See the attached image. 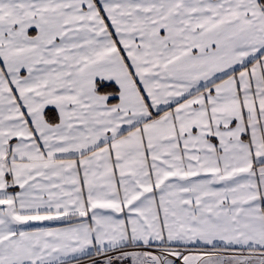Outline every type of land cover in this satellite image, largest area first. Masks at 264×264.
I'll list each match as a JSON object with an SVG mask.
<instances>
[{"label":"snow or ice","instance_id":"6c2138e0","mask_svg":"<svg viewBox=\"0 0 264 264\" xmlns=\"http://www.w3.org/2000/svg\"><path fill=\"white\" fill-rule=\"evenodd\" d=\"M79 255L264 264V0H0V264Z\"/></svg>","mask_w":264,"mask_h":264},{"label":"crops","instance_id":"0c3cea01","mask_svg":"<svg viewBox=\"0 0 264 264\" xmlns=\"http://www.w3.org/2000/svg\"><path fill=\"white\" fill-rule=\"evenodd\" d=\"M113 102H116V101H113ZM52 111L53 110L50 108L49 112L51 113ZM32 223H34V224H36L38 226H42V227H62L63 226L61 223L55 222V221H51V222L50 221L32 222ZM98 258H102V257H97V256H94V255L91 256V257L85 256V255H79L77 257H73L72 258V264H79V263H81L83 261H86V262L89 263L90 259H96L97 260Z\"/></svg>","mask_w":264,"mask_h":264},{"label":"rangeland","instance_id":"374dc122","mask_svg":"<svg viewBox=\"0 0 264 264\" xmlns=\"http://www.w3.org/2000/svg\"><path fill=\"white\" fill-rule=\"evenodd\" d=\"M98 261H100V264H102V258H98L97 259ZM88 262H86V261H83V262H81V263H79V264H87ZM89 264V263H88ZM129 264H131V262L129 261Z\"/></svg>","mask_w":264,"mask_h":264}]
</instances>
